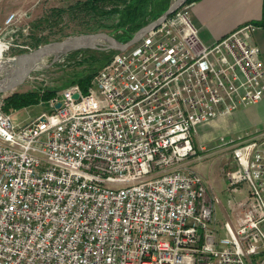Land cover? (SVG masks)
<instances>
[{
    "label": "built area",
    "instance_id": "1",
    "mask_svg": "<svg viewBox=\"0 0 264 264\" xmlns=\"http://www.w3.org/2000/svg\"><path fill=\"white\" fill-rule=\"evenodd\" d=\"M188 9L96 73L87 94L102 109L73 85L16 125L0 96V264H264V130L218 139L227 191L248 183L224 237L186 164L200 126L264 100L256 26L206 45ZM20 34L29 26L3 29L2 56Z\"/></svg>",
    "mask_w": 264,
    "mask_h": 264
},
{
    "label": "rangeland",
    "instance_id": "2",
    "mask_svg": "<svg viewBox=\"0 0 264 264\" xmlns=\"http://www.w3.org/2000/svg\"><path fill=\"white\" fill-rule=\"evenodd\" d=\"M84 1L85 0L44 1L45 5L38 9V15H36L37 11L34 13L36 18L30 22L29 35L23 36L20 34L17 39L12 41L11 45H13V47L10 46L9 49L5 50L2 56L4 63H2V59H0V70L4 69L3 72L7 74L8 72L6 70H9V68L8 66L6 67L5 60L19 57L47 44L63 42L68 39L91 34L103 33L111 36L110 31L108 30L95 29L96 24L93 20H98L93 14H88L84 11L72 14L68 11L70 6L77 2ZM173 2H175V0H169V6ZM185 6H190V4L183 5L179 9ZM60 8L64 10V13L59 17L54 16V14L51 13L53 9ZM115 35L118 39H124L126 37L122 31H116ZM33 38H37V41ZM38 40L41 42L39 43ZM35 43H39V45L34 48ZM16 44L23 45V48L14 47ZM115 53H117V51L111 49H86L72 52L48 68H39L33 71L20 86L6 93L0 94V96H3L5 100L7 96H10L13 93H43L46 90L57 91L56 95L61 94V92L69 86L77 85L76 81L78 79L92 72L97 73L107 64L106 62ZM51 59V56L46 58L43 61L44 64H48ZM4 78L5 75L0 73V80H3ZM92 91H94V89ZM84 96L87 111H96L103 108V99L98 95L97 91ZM47 110L48 108L40 104L16 111H9L8 114H10L12 122L18 125L34 119ZM4 112L6 111L4 110ZM231 116H233V114L215 119L210 124L200 126L193 136L194 154L189 158V160L192 159L191 165L193 168H198L201 173V177L204 180L207 189V198L214 202L215 220L210 227L220 231L221 236L223 237L225 236V232L222 230L223 224L225 221H235L236 215L239 211L237 203L243 200V197L247 196L248 183H241L237 187L235 193L227 191L225 173L231 167V154L217 149L218 139L221 136L226 138H236L253 132L248 129L238 132L239 128L244 125L247 120L245 118L232 120ZM239 192H242L243 195H238ZM250 262V264L261 263L260 259L257 257H252Z\"/></svg>",
    "mask_w": 264,
    "mask_h": 264
},
{
    "label": "crops",
    "instance_id": "3",
    "mask_svg": "<svg viewBox=\"0 0 264 264\" xmlns=\"http://www.w3.org/2000/svg\"><path fill=\"white\" fill-rule=\"evenodd\" d=\"M44 1L50 0H0V33L12 23L19 27L30 26V22L36 18L34 13L37 11L38 15V9L45 5ZM188 17L198 30L200 40L212 45L243 24H255L263 20L264 0H201L190 4ZM252 42L260 49L264 65V28L256 27ZM239 118L247 121L238 132L264 129V100L239 109L231 116L232 120ZM191 163L192 159L186 161L187 166L201 176L198 168H193ZM239 194L243 195L242 192Z\"/></svg>",
    "mask_w": 264,
    "mask_h": 264
},
{
    "label": "trees",
    "instance_id": "4",
    "mask_svg": "<svg viewBox=\"0 0 264 264\" xmlns=\"http://www.w3.org/2000/svg\"><path fill=\"white\" fill-rule=\"evenodd\" d=\"M168 1L169 0H85L84 2H77L70 6L68 11L72 14L80 11L93 14L98 20H93L96 24V30H108L111 36L117 41L126 43L137 31L158 19L168 9ZM197 1L199 0H187L185 5ZM51 13L59 17L64 13V10H62V8L53 9ZM254 25L264 28V19ZM116 31H122L126 37L124 39H118L115 35ZM33 39L37 41V38ZM40 42L41 41H39V43ZM39 43H35L34 48L37 47ZM95 75L96 72H92L76 81L83 95L89 92L91 81ZM56 92L57 91L46 90L43 93H13L5 98L4 110L8 113L9 111H16L40 104L48 108V102L57 96Z\"/></svg>",
    "mask_w": 264,
    "mask_h": 264
},
{
    "label": "water",
    "instance_id": "5",
    "mask_svg": "<svg viewBox=\"0 0 264 264\" xmlns=\"http://www.w3.org/2000/svg\"><path fill=\"white\" fill-rule=\"evenodd\" d=\"M186 1L175 0L157 20L141 28L126 43H121L108 34H91L68 39L63 42L47 44L19 57L5 60L6 67L8 66L9 68L6 71L9 74L3 71L0 72L5 75V78L0 80V94L20 86L33 71L39 68H48L72 52L86 49H111L117 52H124L137 44L152 29L161 25L166 18L183 6ZM49 56L52 57L51 61L48 64H44L43 61ZM74 99H78V95H75ZM59 107L60 104H57L56 108Z\"/></svg>",
    "mask_w": 264,
    "mask_h": 264
},
{
    "label": "bare ground",
    "instance_id": "6",
    "mask_svg": "<svg viewBox=\"0 0 264 264\" xmlns=\"http://www.w3.org/2000/svg\"><path fill=\"white\" fill-rule=\"evenodd\" d=\"M6 45L3 43H0V59H2V51L5 49ZM2 63H4L3 59H2ZM1 69V68H0ZM3 70H0V72Z\"/></svg>",
    "mask_w": 264,
    "mask_h": 264
}]
</instances>
